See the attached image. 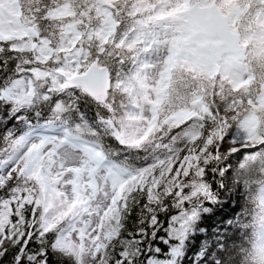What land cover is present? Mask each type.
I'll return each instance as SVG.
<instances>
[{
  "label": "snow or ice",
  "instance_id": "obj_1",
  "mask_svg": "<svg viewBox=\"0 0 264 264\" xmlns=\"http://www.w3.org/2000/svg\"><path fill=\"white\" fill-rule=\"evenodd\" d=\"M0 264H264V0H0Z\"/></svg>",
  "mask_w": 264,
  "mask_h": 264
},
{
  "label": "trees",
  "instance_id": "obj_2",
  "mask_svg": "<svg viewBox=\"0 0 264 264\" xmlns=\"http://www.w3.org/2000/svg\"><path fill=\"white\" fill-rule=\"evenodd\" d=\"M3 131V129L2 128H0V132H2Z\"/></svg>",
  "mask_w": 264,
  "mask_h": 264
}]
</instances>
